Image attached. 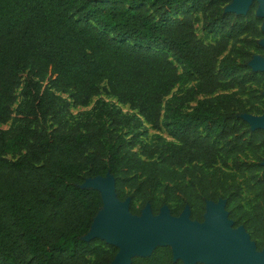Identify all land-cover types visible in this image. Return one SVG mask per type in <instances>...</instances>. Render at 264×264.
I'll return each instance as SVG.
<instances>
[{
  "label": "trees",
  "instance_id": "1",
  "mask_svg": "<svg viewBox=\"0 0 264 264\" xmlns=\"http://www.w3.org/2000/svg\"><path fill=\"white\" fill-rule=\"evenodd\" d=\"M228 2L0 0V126L9 123L0 128V264H110L116 247L82 239L102 200L81 186L107 173L135 215L149 204L154 214L167 205L178 216L187 205L201 222L206 201L225 199L233 227L264 248V173L255 176L264 131L241 118L260 99L246 108L237 98L247 79L264 77L247 66L262 32L250 15L255 2L246 16L224 12ZM199 14L221 35L216 41L197 36ZM243 71L250 74L239 81ZM102 95L72 115L70 107ZM164 119L172 140L145 142ZM248 149L256 163H238ZM228 161L233 171L224 170ZM246 175L259 188L251 210L236 182ZM130 264L182 262L156 247Z\"/></svg>",
  "mask_w": 264,
  "mask_h": 264
},
{
  "label": "water",
  "instance_id": "2",
  "mask_svg": "<svg viewBox=\"0 0 264 264\" xmlns=\"http://www.w3.org/2000/svg\"><path fill=\"white\" fill-rule=\"evenodd\" d=\"M253 2L257 3L256 16L263 19L264 33V0H229L224 12L246 15ZM259 44L264 47V39ZM247 66L253 72L264 73V55H254ZM241 118L251 130L264 131V113H245ZM81 187L97 190L102 200L101 210L82 239H99L116 247L110 264H130L133 257L150 256L156 247H169L173 260L182 264H264V248H256L243 226L233 227L223 199L206 201L199 222L190 218L187 205L178 216L171 215L167 205L154 214L149 204L139 215L132 214L130 198L118 199L115 180L109 173L87 178Z\"/></svg>",
  "mask_w": 264,
  "mask_h": 264
},
{
  "label": "rangeland",
  "instance_id": "3",
  "mask_svg": "<svg viewBox=\"0 0 264 264\" xmlns=\"http://www.w3.org/2000/svg\"><path fill=\"white\" fill-rule=\"evenodd\" d=\"M228 4H229V2L224 5V9ZM256 10H257V3L255 6H253L252 10L250 11V15H251V17H253V18L256 17L259 20V22H260L259 26L261 28V25L263 23V19L256 16ZM247 14H248V12H247ZM246 15H243V16H246ZM195 29H196L197 36L200 39H202L205 43L214 42L221 36L217 31H215L214 29H211L207 26V23L204 21L203 17L200 14L198 15V20L195 22ZM262 39H264V33L263 32H262V35L260 37H258L256 39H252V41H254V45L252 48L247 49L248 53L252 54L253 56L254 55H263L264 54V47H262L259 44V41ZM257 41H258V43H257ZM241 45L242 44L237 43L236 47H240ZM257 46H259L260 49L256 48ZM229 51H230V48L228 49L227 52H225L220 57V60H222V58L225 57L229 53ZM237 63H240V60H237ZM218 70L221 72L220 69H218ZM243 73L246 75L250 74L249 71H243V72L236 73L237 77L239 78V81H241L243 79L242 78ZM256 77L260 82L258 84H256L253 81H250L247 79L245 82V85H244L245 86L244 95L237 96V98L242 99L244 101L246 108L249 107V104H251L253 102L254 98H256V97L259 98L260 102L256 104L257 111L256 112L253 111L252 113H247V114L260 116L264 113V77L263 76H256ZM237 90H238V88L236 87L233 90L229 91V93L230 92L234 93ZM178 91H179L178 88L173 89V91L170 93V95L164 99L163 109L165 111H167L169 109L173 99L177 96ZM98 98L105 99V96L102 95L101 97L92 98V100L90 101V103L87 107H78V108L70 107V111H71L72 115L75 117H78V116L85 114L94 106V104L96 103ZM195 103L196 102L191 103V106H194ZM167 122L168 121L166 119H164L161 123L160 129L157 131L148 129L147 132L145 133V135L142 137V139L147 143H153L157 139L156 136L158 135L164 139L172 140L171 128L167 125ZM8 127H9V123L0 126V128H2V129H6ZM260 153L261 152L257 153V156H260ZM259 159L261 160L259 162V164H260V166H262V163L264 162V158L261 157ZM237 162L238 163H256V157H254L253 151L251 149H248L247 152L243 156H241L237 159ZM227 164H228V167L224 168V170L233 171L232 162L228 161ZM217 166L220 167V164L218 163ZM262 167L263 168L261 170H259L255 173L256 177H260L264 173V166H262ZM236 182L240 184V189H241L240 190V203H241V205L243 206V208L245 210H251L253 208L254 204L258 201V198H257V193L259 191L258 186L254 185L253 180L248 175H246L243 178L242 177H236ZM247 183L250 185L251 189L247 188ZM223 200H225V199H223ZM135 206L138 207L139 202H136ZM171 207H174V209H175V205L171 204ZM168 209H169V207H168ZM226 212L228 213L227 210H226ZM240 226H242V225H240Z\"/></svg>",
  "mask_w": 264,
  "mask_h": 264
},
{
  "label": "bare ground",
  "instance_id": "4",
  "mask_svg": "<svg viewBox=\"0 0 264 264\" xmlns=\"http://www.w3.org/2000/svg\"><path fill=\"white\" fill-rule=\"evenodd\" d=\"M102 216H104V214H103V213L101 214V217H102Z\"/></svg>",
  "mask_w": 264,
  "mask_h": 264
}]
</instances>
